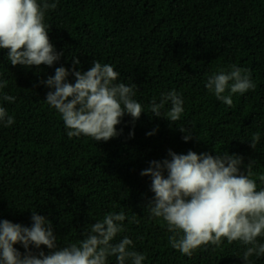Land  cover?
<instances>
[{
	"label": "trees",
	"instance_id": "trees-1",
	"mask_svg": "<svg viewBox=\"0 0 264 264\" xmlns=\"http://www.w3.org/2000/svg\"><path fill=\"white\" fill-rule=\"evenodd\" d=\"M56 2L44 23L61 54L58 61L39 68L12 66L8 50L0 49V81L8 82L0 89V106L14 119L8 127L0 123V220L31 227L37 212L51 222L59 248L82 240L105 214L122 212L126 219L112 243L130 238V250L145 255L143 264H244L247 246L240 241L222 238L219 246H201L191 256L172 248L166 222L151 217L146 207L154 194L151 177L141 172L151 161L169 158V150L213 156L227 151L242 157L244 165L254 161L257 190L264 189V0ZM73 57L80 61L77 70L87 71L96 60L114 67L117 82L137 86L133 98L145 112L135 121L125 115L118 137L69 138L61 114L45 102L51 89L42 81L59 67L71 72ZM233 65L248 69L256 87L232 94L228 106L205 83ZM68 80L74 83L72 76ZM171 91L182 96L184 112L170 126L153 117L150 105ZM4 95L15 102L4 101ZM170 108L169 102L161 111ZM178 127L190 128L197 140L185 142ZM257 132L253 150L249 144ZM257 240L264 243V236ZM14 247L24 253L22 245ZM107 264H118L116 257L109 256ZM249 264H264V255L250 257Z\"/></svg>",
	"mask_w": 264,
	"mask_h": 264
},
{
	"label": "clouds",
	"instance_id": "clouds-1",
	"mask_svg": "<svg viewBox=\"0 0 264 264\" xmlns=\"http://www.w3.org/2000/svg\"><path fill=\"white\" fill-rule=\"evenodd\" d=\"M57 7L56 0H0V49L8 50L7 59L12 66L27 69L41 65L52 66L60 55L49 40V26L44 23L45 14ZM79 59L73 57L71 72L59 67L54 76L42 83L51 89L45 102L62 117L69 138L81 135L96 142H107L121 133L117 126L125 115L133 121L145 112L135 100V84L117 82L120 74L110 64L92 60L87 71L77 70ZM72 76L74 83L69 82ZM0 81V89L7 87ZM206 89L224 104H233L232 94H244L256 85L248 69L231 66L230 71L220 70L210 75ZM228 91V95L224 93ZM3 100L14 103L16 97L4 95ZM170 102L171 108L162 113ZM184 100L176 91L162 94L150 110L155 118L166 119L176 125L184 112ZM0 123L5 127L14 123L6 108L0 106ZM185 142L194 137L188 127H178ZM154 132H149L151 136ZM133 134L130 133V137ZM196 139V138H195ZM260 133L253 135L249 144L254 150ZM197 140V139H196ZM168 157L151 161L141 176L151 177L152 200L146 205L153 218H162L172 235L171 247L191 256L204 245L219 246L222 238L229 243L240 241L247 246L243 253L244 264L252 256L264 255V243L257 238L264 236V189L257 190L252 171L254 161L243 164V158L230 155L215 156L168 151ZM244 168L242 172L240 169ZM264 180V177H261ZM32 225L25 227L8 220H0V264H107L109 256H115L118 264H143L145 255L130 250L133 241L127 236L112 243L122 231L124 213H107L102 220L93 223L83 234V239L57 247L51 222L37 212H32ZM24 248L22 254L15 245ZM41 246L51 250L34 252Z\"/></svg>",
	"mask_w": 264,
	"mask_h": 264
}]
</instances>
